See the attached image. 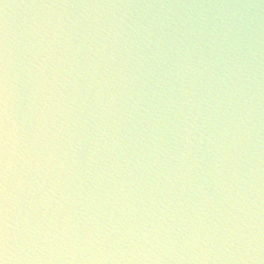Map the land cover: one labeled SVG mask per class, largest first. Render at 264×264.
Masks as SVG:
<instances>
[{"label":"clouds","instance_id":"clouds-1","mask_svg":"<svg viewBox=\"0 0 264 264\" xmlns=\"http://www.w3.org/2000/svg\"><path fill=\"white\" fill-rule=\"evenodd\" d=\"M0 264H264V0H0Z\"/></svg>","mask_w":264,"mask_h":264}]
</instances>
